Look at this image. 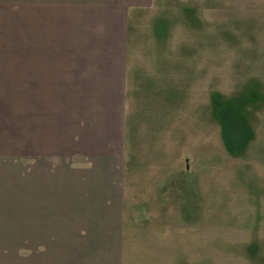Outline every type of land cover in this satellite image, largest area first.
Segmentation results:
<instances>
[{
  "label": "crops",
  "instance_id": "obj_1",
  "mask_svg": "<svg viewBox=\"0 0 264 264\" xmlns=\"http://www.w3.org/2000/svg\"><path fill=\"white\" fill-rule=\"evenodd\" d=\"M168 1H33L13 179L10 0H0V264H136L123 201L138 126L170 143L202 109L201 67L171 48L185 29Z\"/></svg>",
  "mask_w": 264,
  "mask_h": 264
},
{
  "label": "rangeland",
  "instance_id": "obj_2",
  "mask_svg": "<svg viewBox=\"0 0 264 264\" xmlns=\"http://www.w3.org/2000/svg\"><path fill=\"white\" fill-rule=\"evenodd\" d=\"M33 1L10 0L13 179L16 67L22 41L26 58L33 51ZM167 5L175 26L185 29V39L171 37V48L179 44L183 60L201 67V116L186 117L179 132L171 124L178 134L170 143L138 126L126 158L129 252L136 264H264V0ZM210 97H217L216 111Z\"/></svg>",
  "mask_w": 264,
  "mask_h": 264
}]
</instances>
